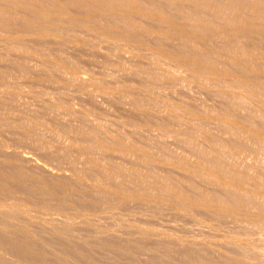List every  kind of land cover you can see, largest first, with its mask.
I'll return each mask as SVG.
<instances>
[{
	"label": "rangeland",
	"instance_id": "rangeland-1",
	"mask_svg": "<svg viewBox=\"0 0 264 264\" xmlns=\"http://www.w3.org/2000/svg\"><path fill=\"white\" fill-rule=\"evenodd\" d=\"M67 12H63L66 14L64 19L71 14ZM79 30H76L75 34L84 41L73 40L76 42L67 44L63 48L61 47L62 49L55 47L58 46L57 43L39 44L36 40L37 36H31L27 33H0V120L3 122H1L2 127L5 125L4 131L0 130V134L1 138L7 142L11 141V144L15 134L18 133V139H22L23 142L19 146L20 149L17 147V151L21 155L30 157L28 167L39 176H47L51 179L67 178L72 183L75 182L74 184L82 183L85 185L81 184L82 187L88 188L89 192L93 193L95 186L99 187L100 182L99 177L92 175L94 167L104 168L107 171L115 169L114 171L118 175H115L114 181L108 178L106 181V178H102L100 186L104 185V187L110 188L111 183L112 186L121 184L125 187L127 185L129 190L132 188V192L142 189V191L147 192L146 195L149 197L146 196L142 201L128 198L129 200L119 201V203L112 202L113 200H110V203L105 200V203L102 200L101 204L105 206L101 205L102 210L99 209L98 213L88 212L83 202L73 207L70 206V210L68 207V210L64 209V214L69 213L70 216L71 214L74 216L79 236L82 235L86 239L89 238L90 234L92 237L101 236L98 232L96 235L95 230L93 231V225H96L102 230H107L106 232L103 231L104 234L108 238L111 236L110 240L116 239L114 243L119 244L117 247L116 244L112 245V240V243H109L110 247L105 245L108 248L105 249L104 245L99 247L101 245L100 237H96V241L93 238L92 244H95L90 247V250L94 251L93 255H97L95 257L98 261L95 260V262L97 264L102 262L105 264H187L183 261V253L187 248H191L200 254H204L203 250L210 249L213 251L214 257L217 259L220 257L218 260H222L223 256H227V254L239 258L238 250L240 248V251L244 252V256L247 254L246 257H249V259L244 257V260L247 259L252 264H264V229H260L257 225L247 221H235L229 216H226L227 218L225 215L223 218L222 216H213L201 208L175 207L162 198L158 192L159 187L168 184L169 187H181L183 192L181 193L184 195L189 194L190 187L208 193L221 194L226 187L233 184L234 172H238L242 174L240 187L253 195L264 193V131H262L261 141L254 142V139L251 140L252 138L250 139L248 134L249 131L257 132L261 127L258 128L259 125L252 121V119L254 120L252 117L255 115L261 116L260 119L264 117L262 103L258 104L263 95L260 94L256 99L250 97L249 89L238 85L232 77H226L220 80V83H218V79H214L215 77L205 80L199 76L197 78L196 74L171 62L166 57L165 52L152 49L148 45L136 47L134 44L130 46L126 41H118L117 43L111 35H108L109 32L106 30L98 29V32L92 31V33L87 30L88 32L83 31L84 34L80 30L81 34H78ZM93 33L96 36H93ZM161 35L162 32H158L153 37L156 38ZM170 39L169 43L172 47L179 42L173 38ZM85 41L88 42L86 46H84ZM254 42L259 43L258 40H254ZM21 48L22 51L26 50L24 54L20 51ZM208 48L210 50L211 46ZM55 49L58 53H54ZM138 49H140V56L135 53L138 52ZM59 50L65 54L62 55ZM54 54L56 55L52 56ZM57 55L61 57L59 58ZM20 59L30 69H28L31 72H29L30 75H26L15 66L19 61L22 62ZM256 61L255 63H257ZM156 62H159L158 67H156ZM144 73L146 74L144 75ZM156 74L160 77H157ZM1 75L5 76L2 77ZM239 80L244 79L240 77ZM221 95L223 96L221 97ZM255 101L257 102L255 103ZM233 102H236L238 108H234L235 110L232 112L230 108L233 106L230 108H226V106L227 104L234 105ZM136 103L140 104L136 105ZM250 118L251 123H249ZM30 119H35V122ZM37 121L38 123H36ZM28 123L37 126L30 128V125L27 126ZM12 128L16 130V133L13 132ZM8 129H12L11 133L5 131ZM30 129L35 131V135L31 134L29 136L31 139H27L29 133L27 131H31ZM63 129L66 131H62ZM54 130L58 136L55 135ZM57 131L64 132V134ZM81 132L83 134H80ZM20 134L23 137L20 136L19 138ZM98 135L103 139L101 141L104 142L106 148L89 151V145L93 147L98 143L97 141H100ZM236 137L242 140L246 149L243 147L240 150H238L239 148L232 149L229 146ZM93 140L96 141L92 142ZM46 141L52 142L54 150L35 147V142L46 144ZM111 143H119L120 146L115 144L116 147ZM247 143L250 144V147ZM55 149H58V152L55 153L56 160H49L48 154L55 152ZM196 151L213 155L220 160V166L226 165L221 168L225 176L221 177L220 169L208 165ZM137 152L139 153L137 154ZM142 155L147 158L142 159ZM223 158L224 162H222ZM212 167L214 169H211ZM127 169L130 170L129 174L133 177L129 176ZM133 174L139 176L137 177L139 179ZM125 178H128V181ZM106 182L107 185H105ZM186 184L187 187H182ZM88 197L91 199L90 195ZM88 197H85V199L87 198L85 202L90 200ZM53 206L57 207L58 203H54ZM100 210L101 213H99ZM37 214L32 212V215ZM51 214H53L50 215L52 218L63 219L59 215ZM147 232L148 237L143 235ZM243 233L245 234L243 235ZM91 236L90 240H92ZM143 237L144 241L148 240L149 243L143 242ZM120 240L124 244L121 245L122 247ZM135 245L141 252L144 249V252L138 253V250L133 248ZM235 245H238V248ZM96 247L99 248L96 249ZM242 247L245 251L241 249ZM253 247L255 248L253 249ZM162 248L164 251H160ZM119 251H121L120 254ZM51 252L54 253L55 251L51 250ZM55 253L62 256L60 252ZM132 258L134 259L131 260ZM173 258L176 259L175 261L178 258L181 260L175 262ZM73 263L77 264L78 262L73 261L69 264ZM246 263L248 264V261ZM197 264L209 263L203 258Z\"/></svg>",
	"mask_w": 264,
	"mask_h": 264
},
{
	"label": "bare ground",
	"instance_id": "bare-ground-1",
	"mask_svg": "<svg viewBox=\"0 0 264 264\" xmlns=\"http://www.w3.org/2000/svg\"><path fill=\"white\" fill-rule=\"evenodd\" d=\"M67 11L70 12L71 14L69 13L70 14L69 17L64 19L65 18L64 15H66L65 13ZM139 22L140 23L142 22V23L140 24ZM79 29L82 31V33L83 31L88 32L87 30H89V33H92V31H97L98 29L106 30L107 32H109L108 35H111L112 38L116 40L117 43L118 41H126L127 43L130 44V46H132L131 44H134V46L136 47L137 46L142 47V46L148 45L152 49L165 52L166 57L171 62H174L178 64L180 67H184L187 70L191 71L192 73L196 74L197 78L199 76L201 79L205 80L206 78L215 77L214 79H218L219 81L218 83H220V80L226 77H232L234 80L237 81L238 85L249 89L248 91H249L250 97L256 99L257 97H259L260 94L263 95L262 100L258 104L262 103L261 106L264 112V0H0V33L1 34L27 33V34H30L31 36H37L36 40L39 44L48 43L49 45V43H55V44L57 43L58 46L56 45L55 47H60L59 49H62L63 46L76 42L77 39L82 40L81 37H79L81 38L79 39L77 37L78 35L75 34L76 33L75 31ZM80 30L78 31L79 32L78 34H81ZM158 32H162V35L157 36L156 38L153 37L154 34H157ZM93 36H96V35L94 34ZM152 37L155 39H153ZM170 38H173V40L175 41L177 40V42L179 41L178 44L172 47V45L169 43V40H171ZM73 40H76V41H73ZM254 40H258L259 43L256 44ZM82 41H84V39ZM86 43L88 42L85 41L84 46L87 45ZM21 45H22V42H21ZM210 46H211V49L208 50L209 49L208 47ZM22 50L23 49L21 48L20 51ZM139 50L140 49H138V52L136 51L135 53H137L140 56L141 53L139 54ZM22 52H23L22 54H24L26 50ZM54 53H58L56 49ZM59 53H61L62 55L65 54V53H62L61 50H59ZM55 55L56 54L52 56H55ZM57 56L59 57V55ZM156 59H157V56H156ZM20 60L22 61V59ZM25 60L26 59L24 58V61ZM255 61L257 63H255ZM157 65H159V62L156 64V67H158ZM15 66L20 71L26 73V75H30L31 73L29 71L30 69L27 68L28 66L25 65L23 61L22 62L19 61ZM145 74L146 73H144V75ZM148 74L150 75V73ZM157 77H160V76L158 75ZM240 77L241 79H244V80H239ZM3 80H6V79H3ZM199 82H201V80ZM204 84L208 85L207 83H204ZM222 96L223 95H221V97ZM256 102L257 101H255V103ZM233 103L234 105L227 104L226 106V108H230L233 106V108H230L232 112L235 110L234 108L237 107V105L235 104L236 102H233ZM137 104L138 103H136V105ZM137 108H140V107L137 106ZM200 113L202 114V112ZM247 116L249 117V115ZM248 117H247V120H248ZM260 117L256 115L252 117L254 118V120L252 119V121L257 123V125H259L258 128L261 126L257 130V132L247 131L250 136L249 138L250 139L252 138L251 140L254 139L253 140L254 142L261 141L262 135H263L262 131H264V119H263L264 117L262 119H260ZM255 118H257L258 120ZM30 120L32 121L33 119H30ZM250 120L251 118L249 119V123H251ZM33 121L35 122V119ZM1 122L2 121L0 120V130L4 131L5 125H3L4 127H2ZM36 123H38V121ZM249 123H247L248 126H250ZM29 125H30V128L35 126V125L33 126L28 123L27 126L29 127ZM11 126H14V124L13 125L11 124ZM27 126H24V127H27ZM12 129H8V131L7 130L5 131L8 133H11L10 131ZM64 129L62 131H66ZM240 130L239 132L241 134ZM15 131L16 130L13 129V132ZM31 131H27L29 132L28 135L26 134L27 137L25 136L27 139L28 138L31 139V137L29 136L35 133L34 130H31ZM60 131H57V132L61 133ZM17 134L18 133L15 134V138H13V141L11 144H10L11 141L7 142V140L1 138L2 136L0 134V264H69L73 261L76 263L78 262L79 264H97V262H95V260H97L96 259L97 257L95 256L97 255H93L94 251L90 250L91 249L90 247L92 245L94 246L95 244V243L92 244L93 238L95 239L94 241H96V237L98 236L97 232H98V234H100L103 237L99 236L101 238L99 239L101 241V245L99 246L100 241H99V244L96 242L97 245L99 247L104 245L103 247L105 249H108L106 247H110L109 243L113 240V239L110 240L112 237L110 236L111 238L110 237L108 238L107 235L104 234L103 232V231L106 232L107 230H102L99 228V226H96V225L95 226L93 225V231L94 230L96 231L95 234L97 236L92 237L90 234V236L92 237V240H90V236L88 239L84 238V236L82 235L79 236L78 235L79 230L76 229L77 226H75L76 222L74 221V218H73L74 216H72V214L70 216L68 212H67L68 214H64L65 213L64 209L65 208L67 209L68 207V209L70 210V206L73 207L77 205L78 203L80 204V202H83L88 212L98 213L99 209H101L102 200L104 201L108 200L109 203L112 200H113L112 202H115V203L117 202L119 203V201L123 202V200H126V199L129 200L128 198L130 199L133 198V200L135 198V200L138 199L142 201L144 200L146 196H148L146 195L147 192H145V190L142 191L143 189L139 191L138 190L136 191L135 189L136 192H132L131 191L132 188L131 190H129L127 189V185L125 187V185H121V184H114V186H112V183H111L110 188H106L104 187V185L100 186V182L101 180H103L102 178L104 179L106 178V181H108L107 178L114 181V178L116 175V172L114 171L115 169L111 171H107L104 168L103 170L100 167L93 166L94 170L92 171V175L100 178L99 187L95 186L93 193H90L88 188L82 187L83 185L82 183H81L82 185L79 183V185H81V187H79V185L74 184L75 182L72 183L71 181L67 180V178L66 179L65 178L51 179L47 176L43 177L41 174H40L41 176H39L37 173H35L28 167V163L30 162V157L26 155L25 156L21 155L17 151L18 150L17 147L20 149L21 147L19 146H21V142H23L22 139H18ZM61 134H64V132ZM80 134H83V133L81 132ZM12 135L14 136V134ZM55 135L58 136L56 131H55ZM20 136L23 137V135L20 134L19 138ZM93 136H95V134ZM101 140L103 139L100 138V141H97L98 143H96V145L93 147H91L92 145H89L90 147L88 148V150L91 151L93 149H97L98 151V149L102 150L106 148L104 142ZM95 141L96 140H93L92 142H95ZM34 144L36 148H41V149H46V150H50L54 148V145L52 144V142L51 143L47 142L46 144H44L43 142H35ZM115 144L119 145V143L118 144L115 143ZM244 145L245 144L242 142V140H239V137H236V139L229 146L232 149L239 148L238 150H240L241 147H243V149H246L244 148ZM247 145L248 147H250L249 146L250 144L247 143ZM195 147L196 146H194V148ZM9 149H13V150L10 151ZM56 151L58 152V149H55V152L48 154L49 160L53 161L56 158V154H55L57 153ZM232 151H235V150H232ZM197 152L198 151H196V153ZM138 153L139 152H137V154ZM197 154L200 155V157L203 158L208 163V165L210 164L214 168L220 169L221 177L225 176L224 171L221 168L226 165H223L222 163L223 166H220L221 164H220L219 159L215 158L213 155L204 154L203 152H200V153L198 152ZM212 154H215V153L212 152ZM142 156H143L142 159L147 158V157L144 158V155ZM222 162H224V158ZM213 167L211 169H214ZM227 168H226V171H227ZM129 171H128V174H129ZM88 172L91 173V171H88ZM78 175L80 176V174ZM129 176L133 177L130 174ZM134 176L136 178L139 177L136 175ZM125 179H127L128 181V178H125ZM241 179H242V174L238 172L236 173L234 172L233 184L230 187H226L221 194L220 193L214 194L216 192L208 193V192L200 191L196 188L190 187L189 194L184 195L182 194L183 192L180 189L181 187L180 188L169 187L168 184H164L165 186L159 187L158 192L162 195L161 196L162 198L166 199L169 203H172L175 207L177 206V207H181L184 209H192L194 207L198 209L201 208L203 210H206L208 214H211L213 216L214 215H217L220 217L222 216V218L224 217L223 215H225V217L229 216L231 219L235 221H245V222L247 221V222L257 225L258 227H260V229H264V202H263L264 193L253 195L250 192L244 190L242 187H240ZM163 181L165 180L163 179ZM107 184L108 183L106 182L105 185ZM140 186H144V185H140ZM128 187L130 188L129 185ZM182 187H187V184L186 186H182ZM141 188H144V187H141ZM153 190L155 191V189ZM87 195L88 196L90 195L91 199ZM85 197H88L90 200H87L85 202V200L87 199V198L85 199ZM54 203H58V206L54 207L53 206ZM83 203L81 204L83 205ZM102 206H105V205H102ZM101 210L99 213H101ZM32 212H35V214L36 213L38 214L32 215ZM51 213H54L55 215H59L63 219L52 218V216L50 215H53V214ZM41 215H44L46 217H42ZM90 226L92 227V225ZM148 232L143 233V235L147 236ZM244 234L245 233H243V235ZM114 240L112 241L113 242L112 245L116 244V247H117L119 244L116 242L114 243ZM121 240H120V243H121L120 246L123 244ZM145 241L149 243L148 240H145ZM145 241L143 237V242ZM136 246L137 245H135L133 248L137 249ZM99 247H96V249H98ZM185 247L187 248V246ZM254 248L255 247H253V249ZM241 249H243V247ZM51 250L58 252V253L60 252L62 256H60V254L56 255L55 252H54L55 253L54 255V253H52ZM143 250L142 252H144ZM162 250L163 248L160 251ZM121 251L122 253L124 252L123 248ZM121 251H119V254L121 253ZM139 251L140 250H138V253H142L141 251L140 252ZM184 251L185 252L183 253L184 254L183 261L187 262V264L188 263L197 264V262L203 258L206 259V261H208L209 264H247L246 263L247 261H248V264H252V262L249 263L250 262L249 260L243 259L244 257L249 259V257H246L247 254H245L244 256V252H241L240 248L238 250L239 255L236 253L239 256V258L233 257L234 255L229 256V254H227V256H223L222 260H218L220 259V257L218 259L214 257V255L212 254L213 251H211L210 249L203 250L204 254L195 252L191 248L190 249L187 248ZM130 252L131 251L129 250V253ZM129 253H127V255H130ZM133 253L132 255L136 254V252L134 254ZM133 259L134 258H132L131 260ZM173 259L174 261L176 260L175 258ZM178 260H181V259L178 258L177 261ZM103 264H105V262Z\"/></svg>",
	"mask_w": 264,
	"mask_h": 264
}]
</instances>
